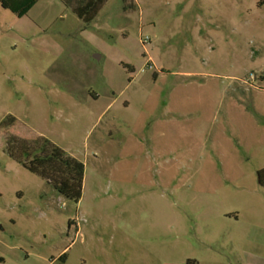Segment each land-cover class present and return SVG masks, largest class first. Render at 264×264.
Wrapping results in <instances>:
<instances>
[{"label":"rangeland","instance_id":"1","mask_svg":"<svg viewBox=\"0 0 264 264\" xmlns=\"http://www.w3.org/2000/svg\"><path fill=\"white\" fill-rule=\"evenodd\" d=\"M37 10L0 6V264L259 261L264 0H104L88 24L62 0ZM180 84L181 117L157 126ZM40 136L84 162L79 203L7 154Z\"/></svg>","mask_w":264,"mask_h":264},{"label":"trees","instance_id":"2","mask_svg":"<svg viewBox=\"0 0 264 264\" xmlns=\"http://www.w3.org/2000/svg\"><path fill=\"white\" fill-rule=\"evenodd\" d=\"M37 0H0L4 8L22 17ZM86 24L99 12L104 0H83L72 5L62 0ZM7 154L29 171L41 176L67 201L79 203L84 185L85 164L50 139L40 136L33 141L11 137L6 144ZM258 182L264 186V168L258 171Z\"/></svg>","mask_w":264,"mask_h":264},{"label":"crops","instance_id":"3","mask_svg":"<svg viewBox=\"0 0 264 264\" xmlns=\"http://www.w3.org/2000/svg\"><path fill=\"white\" fill-rule=\"evenodd\" d=\"M41 0H37L36 1V3L32 6V8L27 12V14L26 15H28L29 13H31V12H34L35 10H37L38 9V5H39V2H40ZM63 2V1H62ZM64 3V2H63ZM0 6L3 8V9H6V10H9V9H7V8H4L2 5H1V2H0ZM9 11H11V10H9ZM38 11V10H37ZM39 11H41V10H39ZM12 12V11H11ZM13 13V12H12ZM38 13V12H37ZM15 14V13H14ZM15 15H17V14H15ZM18 16V15H17ZM25 16V15H24ZM19 17V16H18ZM23 17V16H22ZM204 85H206V83H201L200 84V88L201 87H203ZM185 86H189V85H186V84H180V85H178V86H176V87H174V88H172V90L170 91V93H169V101H167L164 105H163V111H164V113H163V118H159V119H157V120H155L156 121V123H157V126H158V123H160V121H161V119H167V118H170V119H172V117H181V115L182 114H180L179 115V113L176 111V110H173L172 108H173V105L174 104H176V102H175V96H176V91L179 89V87H185ZM223 90L225 91V86L223 87ZM264 90V89H263ZM163 92V90L162 89H160V91H159V94L156 96V100H155V102H154V109L152 110L153 112L152 113H154V111H156L158 108H160L162 105H160V98L162 97V93ZM92 95H94L95 97H97V95L94 93V94H92ZM259 96V95H258ZM228 105H232V106H235V107H237V108H240L241 110H244V111H247L248 113H250L251 115H252V117H253V119H254V121L255 122H257V123H261L260 121H257L256 120V118H255V116L252 114V112H250L249 110H247L245 107H243V106H241V105H236V104H232V103H229L228 102ZM256 108H257V110H258V112H260L261 114L264 112V107H261L260 105H259V101H258V98H257V102H256ZM158 121V122H157ZM228 124V123H227ZM229 125V124H228ZM262 125L264 126V122L262 123ZM140 127V126H139ZM224 128L226 127L225 125L223 126ZM230 127V126H229ZM141 128V127H140ZM157 128V127H156ZM231 128V127H230ZM232 130V129H231ZM161 132V131H160ZM154 133L153 134V139H157L158 138V136L162 133ZM232 134L234 135V137H235V139H236V142L238 141V139H237V137H236V135L234 134V132H233V130H232ZM227 136V135H226ZM159 137H162V135L161 136H159ZM212 150L214 151V149L212 148ZM215 152V151H214ZM234 246V245H233ZM253 247H256V248H259V249H261V251H262V254H261V259L259 260V261H257V262H245V263H243V264H264V239L262 238L261 240H257V239H254L253 237H249L247 240H246V248L247 249H251V248H253ZM228 264H235V263H231V262H229ZM239 264V263H238ZM241 264V263H240Z\"/></svg>","mask_w":264,"mask_h":264},{"label":"built area","instance_id":"4","mask_svg":"<svg viewBox=\"0 0 264 264\" xmlns=\"http://www.w3.org/2000/svg\"><path fill=\"white\" fill-rule=\"evenodd\" d=\"M148 40H149V37H146V40H145V41L147 42ZM253 76H254V75L252 74V75H251V78H253Z\"/></svg>","mask_w":264,"mask_h":264}]
</instances>
